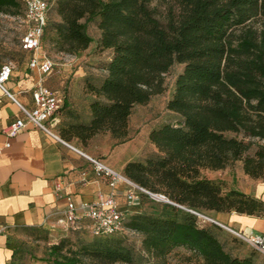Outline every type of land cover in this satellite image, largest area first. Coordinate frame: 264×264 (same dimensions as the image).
Here are the masks:
<instances>
[{"label":"trees","instance_id":"obj_1","mask_svg":"<svg viewBox=\"0 0 264 264\" xmlns=\"http://www.w3.org/2000/svg\"><path fill=\"white\" fill-rule=\"evenodd\" d=\"M49 6L59 21L48 19L44 36L49 27L57 53L86 51L92 23L99 33L95 48L110 55L104 78L87 86L94 97L89 123L75 117L62 127L59 134L66 142L77 139L85 146L98 134H109L117 144L129 141L135 107L163 94L164 75L175 64L183 66L166 103L177 123L151 129L152 153L126 164L122 175L164 196L182 217L134 214L117 235L139 234L144 253L157 264H165L179 248L195 258L194 264H261L252 255L232 254L221 227L188 211L208 218L211 212L264 217V201L202 176L204 170L223 171L241 163L246 177L264 179V0H54ZM22 11L20 19L23 0H0L1 13ZM144 197L149 196L140 193L139 202ZM71 232H87L94 239L75 249L61 239L50 247L53 264L137 262L117 235L93 236L88 221L65 234Z\"/></svg>","mask_w":264,"mask_h":264},{"label":"crops","instance_id":"obj_2","mask_svg":"<svg viewBox=\"0 0 264 264\" xmlns=\"http://www.w3.org/2000/svg\"><path fill=\"white\" fill-rule=\"evenodd\" d=\"M98 39L99 33L96 39H92L89 48L81 53V58L87 59L90 51L96 47ZM29 58L30 54L24 52L22 63L19 66L13 64L14 70L6 83V89L18 103L31 109V91L40 76L27 68ZM77 64L79 65V62ZM105 74L103 70L100 80ZM53 75L52 68V72L44 78V85L58 92L63 98V105L66 101L70 104V109H73L75 99L67 100L55 89L64 88L69 84V89L72 90L82 81H94L86 77V68L80 65L75 69L70 82L64 72L55 77ZM93 99L89 93L82 94V101L87 108L85 124L90 121L89 105ZM20 117L19 107L0 91V264L19 263L20 252L17 243L26 232L42 230L53 237H64L65 233L56 222L69 203L75 206L94 203L99 195L111 192L107 181L94 174L89 158L100 160L114 172L123 175L126 164L142 161L143 154L142 147L131 157H125L130 144L140 140L132 139L130 127V140L123 144H117L109 134H98L85 146L77 139L69 142L62 140L60 129L74 121L71 116L60 111L47 123L50 134L27 125L9 141L11 146L5 148L8 140L3 130ZM149 132L150 130L147 131V137ZM61 141L68 143L70 147ZM238 164L242 170L241 163ZM229 170L231 169L204 170L202 176L214 182L224 183L228 190H236L264 201V183L252 181L249 189H242L234 184ZM126 189V185L121 184L114 191L118 208L122 212L127 210ZM210 214L212 220L243 235L264 234V217L238 215L235 212ZM259 262L264 264L261 259Z\"/></svg>","mask_w":264,"mask_h":264},{"label":"rangeland","instance_id":"obj_3","mask_svg":"<svg viewBox=\"0 0 264 264\" xmlns=\"http://www.w3.org/2000/svg\"><path fill=\"white\" fill-rule=\"evenodd\" d=\"M49 5L54 3V0H45ZM164 6L160 4L158 7L159 13H163ZM23 11L20 14H4L0 12V66L4 64H14L19 66L24 57V51L20 47L21 38L24 33V25L21 23V17ZM20 17V18H19ZM49 22H58L59 17L56 15L54 10L48 14ZM163 22V20L161 19ZM258 26V25H257ZM87 33L92 39L98 37V30L96 25L90 24L87 26ZM53 37V33L50 32L49 27L45 33L42 41L43 51L53 63L54 77L60 75L62 72L65 73L66 77H69L68 82L72 79L74 71L77 66H84L86 68V77L93 79L94 81L89 82L88 80L82 81L81 84L70 90L69 84L64 88H58V90L68 100L74 98L73 109L69 108L70 104L65 101L60 112L71 116V119L75 121H85L87 108L82 101V94L87 93V86L89 84H96L100 81L103 74V67L109 60V53L100 51L99 49L93 48L90 51V55L86 58H81L82 54L79 53L74 56L64 55L57 53L50 43V39ZM79 62V65L77 64ZM183 66L175 64L163 77L164 86L166 91L152 98V100L146 106H137L132 112L129 120V127L132 139L139 138L135 143H131L128 152L125 157H131L134 153H137L140 148L143 147L142 159L145 156H150L152 153V147L147 137V131L158 128L163 124L172 123L175 124L178 121V117L171 114L166 110V103L171 98L175 81L177 76L182 72ZM55 84V83H54ZM70 94V95H69ZM72 96V97H71ZM256 147L253 146L250 154L253 155ZM117 161V160H116ZM239 164L236 163L229 174L232 177L234 184L242 189H249L252 181L246 177L242 170L239 168ZM256 183H264V179L254 181ZM258 199V198H256ZM126 200V195H125ZM260 200V199H258ZM127 210L125 213L126 217H130L134 214H148L155 216H162L168 218H181L182 214L179 211H174L167 204L159 198L155 197H144L140 200L137 206H131L126 200ZM129 209V210H128ZM208 216L212 217V214L207 213ZM221 238L225 245L229 247V250L234 255L244 256L252 255L256 259L264 261V255L258 253L249 247L246 243L237 238L234 234L229 231L222 229ZM24 237V238H23ZM17 243L18 251L20 252L19 263L17 264H53L52 260L55 258L51 255L50 247L57 244L61 239H68L72 249L77 248L80 243L89 242L94 238L87 232L83 233H68L65 234L64 238L53 237L42 230H32L26 232L25 235ZM120 237L125 245H127L137 256V262L135 264H157L156 261L148 258L142 249V237L137 233L123 232ZM195 258L191 257L189 252L185 248H179L173 251L165 260V264H194Z\"/></svg>","mask_w":264,"mask_h":264},{"label":"built area","instance_id":"obj_4","mask_svg":"<svg viewBox=\"0 0 264 264\" xmlns=\"http://www.w3.org/2000/svg\"><path fill=\"white\" fill-rule=\"evenodd\" d=\"M23 6L24 16L21 19V23L24 25V33L21 38L20 47L22 51L30 54L27 68L37 72L40 79L31 91L33 107L28 109L18 103L6 89V83L10 80L14 70L13 64H4L0 68V91L19 107L21 114L20 118L15 119L3 130V134L8 140L5 148L11 146L9 141L21 133L27 125H31L44 133L50 134L47 123L63 106L62 96L44 85V78L52 72L53 68V63L49 60L42 47V39L48 23L50 6L45 0H23ZM61 142L70 147L68 143ZM89 161L93 166L94 174L98 178L107 181L111 192L106 195H99L97 201L94 203H82L79 206L69 203L56 222L57 226L64 233L78 230L84 221L90 223V231L96 237H110L121 233L124 230L123 225L126 215L119 210L114 192L117 186L121 184L127 187L126 200L131 206L135 207L138 205L140 193L159 198L165 203L172 204L164 196L150 194L131 183L122 175L105 166L100 160L89 158ZM188 212L204 221H208L229 231L253 250L264 255V234L243 235L220 225L211 218L194 211Z\"/></svg>","mask_w":264,"mask_h":264}]
</instances>
